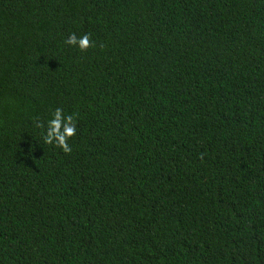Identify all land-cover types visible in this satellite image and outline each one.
I'll use <instances>...</instances> for the list:
<instances>
[{
  "label": "trees",
  "instance_id": "1",
  "mask_svg": "<svg viewBox=\"0 0 264 264\" xmlns=\"http://www.w3.org/2000/svg\"><path fill=\"white\" fill-rule=\"evenodd\" d=\"M0 264H264V0H0Z\"/></svg>",
  "mask_w": 264,
  "mask_h": 264
},
{
  "label": "clouds",
  "instance_id": "2",
  "mask_svg": "<svg viewBox=\"0 0 264 264\" xmlns=\"http://www.w3.org/2000/svg\"><path fill=\"white\" fill-rule=\"evenodd\" d=\"M65 42L83 50L88 47L89 38L87 35L77 38L75 34H69ZM72 121L73 118L71 116L63 115L59 108L55 109L51 114V118L46 121L44 142L59 146L64 152L71 151L67 143V138L73 136L76 132ZM40 126L39 122H37V127Z\"/></svg>",
  "mask_w": 264,
  "mask_h": 264
}]
</instances>
